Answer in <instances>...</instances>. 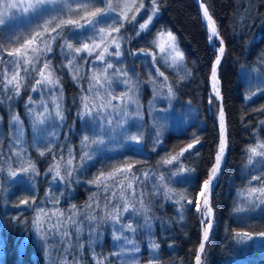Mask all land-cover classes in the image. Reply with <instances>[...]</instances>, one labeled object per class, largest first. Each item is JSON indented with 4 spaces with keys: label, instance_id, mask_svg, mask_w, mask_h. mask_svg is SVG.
Here are the masks:
<instances>
[{
    "label": "trees",
    "instance_id": "trees-1",
    "mask_svg": "<svg viewBox=\"0 0 264 264\" xmlns=\"http://www.w3.org/2000/svg\"><path fill=\"white\" fill-rule=\"evenodd\" d=\"M149 1L139 0L145 11L138 20L144 17ZM201 1L223 41L224 52L217 66L221 103L209 92L215 52L208 43L196 3L155 0L157 13L146 30H138L129 18L123 25L121 58L129 70L130 92L136 97L127 124L139 146L126 143L125 130H116L114 157L96 154L94 142L91 146L88 142L90 158L83 159L85 147L81 141L85 134L92 138V122L98 113L94 110L88 115L85 103L94 98L96 104L98 87L93 80L91 56L74 54V60L68 59L62 38L67 35L72 41L75 33L69 30L73 24L66 25L56 37L46 61L57 82L54 94L62 115L60 136L56 144L40 152L29 147L35 168L34 191L21 181L15 182L5 197L0 189V264L42 263V247L34 245L31 225L38 202H43L40 209L47 213L48 184H54L50 199H57L65 218L79 220L80 229L91 228L95 241L91 250L80 247L71 241L75 235L72 233L67 237V253L59 244L54 252L58 261L52 264H101L106 256L112 261L110 240L114 235L117 248L127 238L132 246L146 247L145 251L148 245L155 246L158 258L150 264H194L201 227V214L195 210L197 193L208 177L217 150L220 104L225 116L226 154L212 190L213 224L204 243L202 264H264V236L260 235L264 233V195L260 191L264 189V155L249 151L256 148L257 153H264V147H259L264 145V0ZM24 31L11 32L8 25L0 26V43L5 48L14 47L30 33ZM162 31L176 37L185 66L178 78L168 73V93L162 90L167 102L154 105L156 91L143 79L142 62H149L146 52L152 49L155 35ZM4 33H8L6 38ZM6 55L0 60V68L5 65ZM112 77L118 87L117 75ZM37 80L40 77L31 70L20 91L6 102L0 69V155L10 138V112H17L27 139L31 136L25 105L32 87L36 96L47 103H52L47 97L56 99L53 90V96L48 95L44 82L37 84ZM192 103L195 114L189 110ZM186 105L185 117L177 118V108ZM171 118L175 122L171 123ZM96 133L97 129L93 139ZM190 144L193 147L188 149ZM121 168L128 171L104 178ZM97 177L101 181L94 183ZM22 200H27L30 208L22 205ZM85 215L91 219L87 225ZM244 232L249 236H237ZM25 236L28 242L20 252L19 242ZM61 256L65 259L61 260Z\"/></svg>",
    "mask_w": 264,
    "mask_h": 264
},
{
    "label": "rangeland",
    "instance_id": "rangeland-1",
    "mask_svg": "<svg viewBox=\"0 0 264 264\" xmlns=\"http://www.w3.org/2000/svg\"><path fill=\"white\" fill-rule=\"evenodd\" d=\"M30 2H34V0H0V18H3L6 21L5 25L10 27L11 32L19 29H21L22 33L26 32L24 29L30 32L24 37L20 44L15 45L14 47L5 48V44L3 42L0 43V60L3 59L5 54H7L6 51H11L14 48L20 47L21 44L33 38H35V42L30 48H45V42H47V45L50 46L51 49L56 37L59 36L60 32L66 27V25H69L67 21H79L78 24H73V26L70 27L69 32H73V34L75 33V35H72V41H70L66 35L64 39L62 38V42L64 41L63 46L68 51V59L74 54H77L75 48L81 49L79 55H84L86 57L91 56L90 62L93 66V80L98 87L97 96L95 97L96 104L93 102L94 98L93 101L91 100L85 103V106L89 109L88 115L94 114V110H97L98 112L94 114L95 119L92 122L95 124V130L97 129L98 133H96V138L93 139L95 130L94 127H91L92 133H90V136H92V138H90L88 134L84 135L81 141L82 145L85 147L83 159L90 158L88 155L91 152L89 147L92 142H94L96 146V154L100 155L106 153L107 157H114L116 150L114 143L116 141L117 131L120 129L125 130L124 134L126 136V143H130L133 146H139L137 138H134V133L129 131V125L127 124L131 121L132 114L130 112L132 111V108L136 106V97L130 92L131 81L129 70L126 66V62L121 58L122 37L124 35L122 29L126 22L125 20L128 18L133 22L135 21L138 30H141L140 24L147 23L149 26L154 15L157 13L156 3L154 4L153 0L149 1V7L146 10V13L142 15L144 17L139 20L138 17H141L140 14L145 11L144 5L141 7L139 0H135V3H133V0H55V3L48 5V7L43 10H30L29 12H24L23 8H7L9 3H18L27 6ZM108 4H112L113 7L109 9ZM125 5H127V7ZM98 8L102 10V14L98 18L89 17L88 14L96 11ZM137 9H139V11H137ZM125 13L127 14V19H125ZM133 17H135V19H133ZM149 17H151L150 21ZM89 20H97V23L89 24ZM57 24L61 25L60 28H58L56 32H52L51 29ZM13 27H15L16 30H14ZM117 27L120 28L119 32L114 31ZM101 29H103V31H101ZM37 33H40V35L37 36ZM168 33L171 32L162 31L155 35L152 40V49L146 52L150 56V60L149 62H142L143 79H147L156 91V95L153 99L154 105H157L161 101L163 102V100L164 102H167L166 97L163 96L162 90L165 89V93H168V73H171L174 77L178 78L182 74L185 66L184 56L182 60L174 59L177 51L182 55L183 53L178 46L176 37L172 33L171 34L175 37V48L170 47L173 42L168 39ZM7 34L8 33H4L3 37L6 38ZM53 37H55V39H53ZM0 40L3 39L0 38ZM68 44H72L73 48L69 49L67 47ZM84 44H88L89 50L83 48ZM97 45H99V47H97ZM117 45H119V48H117ZM161 46H163L164 51H161ZM105 49H107V51H105ZM117 51L120 52L119 56L116 55ZM48 53H50V51L41 52L39 59L33 60L31 65H25L23 63V57L19 58L21 65L19 68H17L16 64L12 62L16 58L7 57L6 55L5 65L3 64L0 68L4 76L2 90L4 95H7L5 97L6 102L9 101L10 97L17 94V83L19 84L20 91L21 84L25 81L26 76L29 75L31 70L34 75L36 74V76H39L40 80L44 82L45 92L48 95H52L50 91L53 90L54 96H52L56 98L53 101L51 98L47 97L52 102L49 104L45 99L38 98V95L36 96L33 87L30 90V96H28L25 105V113L26 116L29 117L31 127V136L29 139L26 137L25 129H23L17 112L12 111L9 113V124L11 129L10 138L4 145L3 154L0 155V189L4 193L2 194L3 197H5V193L15 182L20 181L24 183L26 188L34 191L33 181L35 168L30 159L29 147L40 152L43 149L51 147L54 143L56 144L60 136L59 130L61 129L60 124L62 121V115L57 97L54 94V92L57 94V82L50 72L49 67L45 68V64H48L46 61V55ZM101 53H103V56H101ZM28 54L32 55L30 51ZM74 59L75 58L72 57V60ZM109 64H111L112 67H108ZM35 67L37 68V71L35 70ZM24 68H29V71L25 72L23 70ZM40 70L44 71L45 76L50 72L55 80V84H48L44 81L43 77L40 75ZM161 73L163 74L161 75ZM14 74L18 75L20 79L9 85L7 81L11 80ZM114 74L117 75L118 87L115 78L112 77ZM97 80H99V83L96 82ZM102 96L104 97L102 98ZM191 99H193V97L189 98L190 102ZM91 102L93 103L89 104ZM167 106L168 105H165V107ZM186 110L187 105L182 109L177 108V118L179 117L183 119ZM189 110L192 114H195L196 108L193 103ZM153 112L154 114L157 113L156 110H153ZM165 112L167 111L165 110ZM171 120V123L175 122L174 118H171ZM163 121L164 123L167 122V120ZM85 137H88V139L85 140ZM88 142L90 143V146L88 145ZM109 145L112 146L111 151ZM53 186L54 184H48L46 187L45 198L48 201L47 213L44 212L46 209L43 211L40 209L44 207L43 202L40 201L36 204L37 210L34 212L32 218L31 239H33L34 245L39 246L41 244L43 251V261L41 264L57 263L58 260L56 259L54 252H56L58 246H61L59 244H63L61 248H64L63 252L67 253V237L69 238L72 233L75 235L71 237V241L77 243L78 246H85L91 250L95 245V241L93 240L94 231H91V228H86L85 230L80 229L82 223H78L79 220L74 221L65 218L63 212L58 209L57 199L54 198V201L50 199V194L53 193L51 191L54 188ZM2 204L3 208H5V204ZM25 207L30 208V204ZM197 212L202 211L200 209ZM37 215H40L42 220L41 229L39 231L34 223ZM113 215L114 210L112 209L111 216ZM85 217V224L87 225L90 223L91 219H89V215H85ZM116 226L117 224L114 223V227ZM49 229L53 230L49 231ZM56 229H58V231ZM72 229L74 232L71 231ZM64 232H68L67 237L63 235ZM110 241L112 248V261H109L106 256L105 261L101 262V264H141L140 262L150 264L151 261L158 258L157 248L155 246L151 247L148 245L147 251H145L146 247L136 244L132 246L130 239L127 238L117 248L116 245L118 240L116 235L112 236ZM27 242V236L23 237L19 242L20 252L23 251ZM60 259L64 260L65 257L61 256ZM147 259L148 262H146Z\"/></svg>",
    "mask_w": 264,
    "mask_h": 264
},
{
    "label": "snow or ice",
    "instance_id": "snow-or-ice-1",
    "mask_svg": "<svg viewBox=\"0 0 264 264\" xmlns=\"http://www.w3.org/2000/svg\"><path fill=\"white\" fill-rule=\"evenodd\" d=\"M55 3V0H34V2H30L28 3L27 6H23L21 4L18 3H9L7 5V8L9 9H20L23 8L24 12H29L30 10L32 11H40L43 10L44 8L48 7V5ZM133 3H135V0H133ZM153 3L155 4V0H153ZM127 7V5H125ZM113 7L112 4H108V8L111 9ZM141 7H143V4H141ZM200 7L202 9H204L203 15H204V19L207 21V28L208 31L210 33L208 39L210 41L211 46L215 47V39L218 38V32H217V28L216 25L208 11V9L205 7V5L203 3L200 4ZM137 11H139V9H137ZM6 14V13H5ZM102 14V10L101 9H97L96 11L90 12L88 15L89 17H96L98 18L100 15ZM125 19H127V14H124ZM133 19H135V17H133ZM151 20V17H149V21ZM6 21L3 18H0V26L5 25ZM50 23V22H49ZM63 23V22H61ZM68 24H78L79 21L77 20H68L67 21ZM89 24H95L97 23V20H89L88 21ZM60 24H57L55 27H53L51 29L52 32H56L58 30V28H60ZM148 24L144 23V24H140V28L141 30L147 29ZM47 30V29H45ZM101 31H103V29H101ZM114 31L119 32L120 28L117 27L114 29ZM40 33H37V36H39ZM53 39H55V37H53ZM168 39L170 41H172L173 43L170 45V47L175 48L174 45V41H175V37L171 34L168 33ZM35 42V38L33 39H29L27 40L25 43L21 44L20 47L14 48L11 51L7 52V55L9 57H13L16 58L14 59L12 62L16 64L17 68H19L20 65V60L19 58L23 57V63L25 65H31L33 63V60L39 59V55L41 52L43 51H50V46L47 45V42H45L46 47L45 48H39V47H31L30 46ZM221 44H223V41L221 40ZM67 47L69 49L73 48L72 44H68ZM97 47H99V45H97ZM83 48L85 50H89V46L88 44H84ZM117 48H119V45H117ZM29 51L32 53V55H29ZM75 51L77 54L80 53L81 49L80 48H75ZM105 51H107V49H105ZM161 51H164L163 46H161ZM219 51L221 54H223L224 52V48L220 47ZM91 54V53H90ZM116 55L119 56L120 52L117 51ZM101 56H103V53H101ZM174 59L176 60H182L183 59V55L180 52H176V56L174 57ZM71 63V61H70ZM220 63L219 58H217L216 63L212 66V79H213V88L216 90V95L217 97L220 95L219 93V89L217 88V84L218 81L216 79V65H218ZM48 64H45V68H48ZM108 67H112L111 64L108 65ZM25 72L29 71V68H24L23 69ZM163 73H161L162 75ZM40 75L43 77L44 81H46L48 84H55V80L53 79L51 73L49 72V74L47 76L44 75V71L40 70ZM20 79V77L16 74H14L11 78V80H8L7 83L9 85H11L14 81H18ZM97 83H99V80L96 81ZM37 84H40L41 81L37 80L36 81ZM16 91L17 93L19 92V84H16ZM220 120H221V142H220V147H219V154L216 156V163L215 166L211 169V174L209 176V178L207 180L204 181V189L205 192L209 191L211 186H212V182H213V178L215 177L218 169L220 168V163H221V159L224 155V151H225V142H224V136H223V122H224V113L223 110H221L220 112ZM88 137H85V140H87ZM193 147V145H188V149H191ZM259 147H264V145H260ZM185 151H187V149H185ZM250 152H252L255 155H264V153H257V149L256 148H251L249 149ZM70 163V162H69ZM166 163H170V161H166ZM124 171H128V169H117L115 172L113 173H109L107 177H104L105 179L108 178H113L115 177L117 172H124ZM125 179H127V177H125ZM101 181L100 177H97V180L94 181V183H99ZM123 182L121 181V184ZM128 187H131V184L128 185ZM261 194L264 195V189H261ZM22 205H27L28 201L27 200H22L20 202ZM204 205L207 208V216L211 217L212 216V208L209 205V201L207 198H205L204 200ZM200 210L199 205H197V211ZM35 225L37 226V230L39 231L41 229V225H42V220H41V216L37 215L35 221H34ZM203 223V222H202ZM211 221L209 220L207 223V227L204 228V232H203V241H207L208 237H209V229L211 228ZM55 227V226H54ZM53 229H49V231H52ZM58 231V229H56ZM63 235L65 237L68 236V232H64ZM249 236V234L247 232L244 233H237V236ZM261 236H264V233L260 234ZM200 242L199 244V248L198 251L195 255V264H202V256L201 254L204 252L205 249V244L204 242ZM66 242V241H65ZM63 246V244H62Z\"/></svg>",
    "mask_w": 264,
    "mask_h": 264
},
{
    "label": "bare ground",
    "instance_id": "bare-ground-1",
    "mask_svg": "<svg viewBox=\"0 0 264 264\" xmlns=\"http://www.w3.org/2000/svg\"><path fill=\"white\" fill-rule=\"evenodd\" d=\"M198 2H199V3H203L201 0H198ZM205 7H206V6H205ZM197 8H198V7H197ZM201 10L204 12L203 9H201ZM198 11H199V9H198ZM199 12H200V11H199ZM202 20H203V22H204V24H205V27H206V29H207V33H208V37H209L210 33H209V31H208V28H207V21L204 19V15H203V17H202ZM219 37H220V36H219V34H218V38L215 39V47L212 46V47H213V50H214V52H215V57H214V60H213V64H212V66L216 63L217 58H219V60H221V57H222V54H221L220 51H219V48L221 47V44H220V41H219ZM220 39H221V38H220ZM208 42H209V44H210L209 39H208ZM210 45H211V44H210ZM217 66H218V65H216V71H217ZM216 76H217V74H216ZM216 79H217V77H216ZM208 83H209V87H210V94L215 98L216 101H218L217 98H219V96L217 97V95H216V90L213 88L212 68H211V74H210L209 79H208ZM217 88L219 89V84H217ZM218 102H219V101H218ZM218 123H219V128H220V130H219V141H218V145H217V150H216V152H215V154H214L213 163H212V165H211V167H210V169H209V173H208V177H207V179L209 178V176H210V174H211V169L215 166V163H216V156L219 154V147H220V142H221V120H220V115H219V117H218ZM223 136H224V142H225V151H224V155H223V157H222V159H221L220 168H221V166L223 165L224 157H225V154H226V130H225L224 126H223ZM220 168L218 169V171H217L215 177L213 178V182H212V186H211L210 190L207 191V192H205L204 184H203L202 188L200 189V191H199V193H198L197 204L199 205V207H200V209H201V211H202V212H199V213L201 214V216H200V222H201V240H200V242L203 241V232H204V228L207 227V223H208V221L210 220V221H211V225L213 224L212 216H211V217H208V216H207V208H206L205 205H204V200H205V198H207L208 201H209V205H208V206L211 207L210 200H209V199H210V198H209V195H210L212 189L214 188V185L216 184V181H217L218 176H219V173H220ZM207 179H206V180H207ZM211 208H212V207H211ZM196 209H197V207H195V210H196ZM196 211H197V210H196ZM212 214H213V210H212ZM202 222H203V223H202ZM211 227H212V226H211ZM210 230H211V228L209 229V233H210ZM203 242L205 243V241H203ZM198 248H199V247H198Z\"/></svg>",
    "mask_w": 264,
    "mask_h": 264
},
{
    "label": "water",
    "instance_id": "water-1",
    "mask_svg": "<svg viewBox=\"0 0 264 264\" xmlns=\"http://www.w3.org/2000/svg\"><path fill=\"white\" fill-rule=\"evenodd\" d=\"M194 2L196 3V5H197V7H198V9H199V11H200V13H201V19H202V17H203V11L201 10L202 8L200 7V4L201 3H199L198 2V0H194ZM204 4V3H203ZM204 10V9H203ZM203 21V20H202ZM219 41H220V44H221V39H220V37H219ZM221 47H223V44H221ZM216 74H217V71H216ZM217 77V76H216ZM217 81H218V84H219V93H220V83H219V79H218V77H217ZM218 99V101L219 102H221V94L219 95V98H217ZM221 110H223L222 109V107H221V105H220V108H219V112H218V115H217V118L219 117V115H220V112H221ZM224 113V112H223ZM223 126H224V128H225V119H224V122H223ZM220 130V128H219V123H218V131ZM204 184V183H203ZM203 184L201 185V187H200V189L202 188V186H203ZM199 193V192H198ZM210 196H211V193H210V195H209V198H210ZM210 200V199H209ZM198 249V248H197ZM194 264H195V259H194Z\"/></svg>",
    "mask_w": 264,
    "mask_h": 264
}]
</instances>
